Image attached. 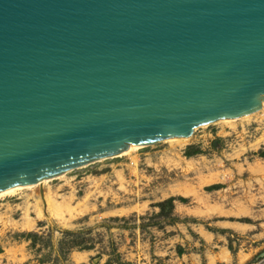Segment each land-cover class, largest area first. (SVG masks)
Returning a JSON list of instances; mask_svg holds the SVG:
<instances>
[{"label": "water", "instance_id": "water-1", "mask_svg": "<svg viewBox=\"0 0 264 264\" xmlns=\"http://www.w3.org/2000/svg\"><path fill=\"white\" fill-rule=\"evenodd\" d=\"M264 102V0H0V192Z\"/></svg>", "mask_w": 264, "mask_h": 264}, {"label": "rangeland", "instance_id": "rangeland-1", "mask_svg": "<svg viewBox=\"0 0 264 264\" xmlns=\"http://www.w3.org/2000/svg\"><path fill=\"white\" fill-rule=\"evenodd\" d=\"M189 139L0 197V264H264V112Z\"/></svg>", "mask_w": 264, "mask_h": 264}, {"label": "bare ground", "instance_id": "bare-ground-1", "mask_svg": "<svg viewBox=\"0 0 264 264\" xmlns=\"http://www.w3.org/2000/svg\"><path fill=\"white\" fill-rule=\"evenodd\" d=\"M260 111H262V112H264V102H263V104H262V109L260 110ZM260 111H258V112H256V113H253V114H250V115H247V116H243V117H241V118H237V119H225V120H220V121H217V122H219V123H223V124H226V125H228V126H231V127H234L235 126V123L237 122V121H246V120H249L251 117H253V115L254 114H257V113H259ZM216 123V122H215ZM213 124V123H212ZM205 127L207 126V125H204ZM202 127V126H201ZM199 128V127H198ZM197 129V128H196ZM195 129V130H196ZM194 130V131H195ZM193 134H194V132H193ZM191 137V136H190ZM169 142H171L174 146L176 145V144H178V143H181V142H183V141H188V140H190L189 139V137L188 138H171L170 140L169 139H167ZM185 143V142H184ZM181 144H183V143H181ZM180 146V145H179ZM183 146V145H182ZM144 147H147V146H144V145H140V146H134V145H130L129 146V148L126 150V151H124V152H122V153H120L119 155H116V156H113V157H109V158H105L106 160L107 159H114V158H117V157H122V156H132V155H134V153H136L137 151H139L140 149H143ZM105 159H102V160H105ZM100 161V160H99ZM81 168V167H80ZM62 176V175H61ZM59 177V176H58ZM56 178V177H55ZM52 180L54 179V178H51ZM49 180L50 179H45V180H43V181H40L39 183H37V184H33V185H20V186H16V187H13V188H11V189H7V190H5V191H2V192H0V197H2V196H5V195H9V194H15L16 192H18V191H22V190H29V189H36L37 187H39V185H42V184H44V183H47V182H49ZM35 195V194H34ZM45 201H46V203L48 204V205H51L52 203H55V202H53L52 201V198H47V197H45ZM51 207V206H50ZM27 211V210H26ZM29 215V214H28ZM26 218H28L27 217V214H26ZM29 219V218H28ZM76 256V255H75Z\"/></svg>", "mask_w": 264, "mask_h": 264}, {"label": "trees", "instance_id": "trees-1", "mask_svg": "<svg viewBox=\"0 0 264 264\" xmlns=\"http://www.w3.org/2000/svg\"><path fill=\"white\" fill-rule=\"evenodd\" d=\"M172 202H173V199H170V200H169V203L172 204ZM162 206H163V205L161 204L160 207H162Z\"/></svg>", "mask_w": 264, "mask_h": 264}]
</instances>
